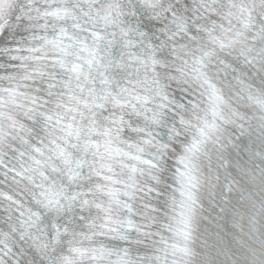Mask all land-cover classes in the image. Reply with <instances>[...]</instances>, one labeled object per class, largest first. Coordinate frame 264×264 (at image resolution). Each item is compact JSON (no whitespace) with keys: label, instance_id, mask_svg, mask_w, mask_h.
Returning <instances> with one entry per match:
<instances>
[{"label":"snow or ice","instance_id":"snow-or-ice-1","mask_svg":"<svg viewBox=\"0 0 264 264\" xmlns=\"http://www.w3.org/2000/svg\"><path fill=\"white\" fill-rule=\"evenodd\" d=\"M0 264H264V0H0Z\"/></svg>","mask_w":264,"mask_h":264}]
</instances>
